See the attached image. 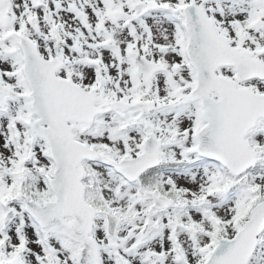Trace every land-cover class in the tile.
Wrapping results in <instances>:
<instances>
[{
  "label": "snow or ice",
  "instance_id": "6c2138e0",
  "mask_svg": "<svg viewBox=\"0 0 264 264\" xmlns=\"http://www.w3.org/2000/svg\"><path fill=\"white\" fill-rule=\"evenodd\" d=\"M0 264H264V0H0Z\"/></svg>",
  "mask_w": 264,
  "mask_h": 264
}]
</instances>
